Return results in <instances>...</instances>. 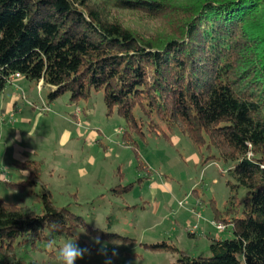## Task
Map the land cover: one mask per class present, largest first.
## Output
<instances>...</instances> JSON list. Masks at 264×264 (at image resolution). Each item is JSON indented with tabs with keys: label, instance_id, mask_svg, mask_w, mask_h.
<instances>
[{
	"label": "trees",
	"instance_id": "16d2710c",
	"mask_svg": "<svg viewBox=\"0 0 264 264\" xmlns=\"http://www.w3.org/2000/svg\"><path fill=\"white\" fill-rule=\"evenodd\" d=\"M112 10L164 23L142 34ZM14 73L41 81L50 100L102 90L133 128L138 107L151 124L178 126L194 144L235 161L225 213L240 205L242 216L214 214V222L228 220L223 230L230 224L233 237L211 239L208 257L151 247L178 251L171 264H264V0H0V93ZM26 169L12 188L35 183L36 166ZM34 200L40 212L0 199V264H55L31 253L54 234L86 227L50 194Z\"/></svg>",
	"mask_w": 264,
	"mask_h": 264
},
{
	"label": "rangeland",
	"instance_id": "374dc122",
	"mask_svg": "<svg viewBox=\"0 0 264 264\" xmlns=\"http://www.w3.org/2000/svg\"><path fill=\"white\" fill-rule=\"evenodd\" d=\"M112 13L142 34L164 23L148 26L136 13ZM49 92L20 77L0 93V199L40 212L42 202L34 195L48 193L54 206L81 216L86 227L52 235L32 258L54 260L59 246L77 238L90 253L76 264H104L101 245L94 243L99 237L109 256L117 253L112 264H171L176 250L208 257L211 239L233 237L230 224L219 231L212 223L216 210L224 219L242 216L240 205L225 213L235 161L207 142L194 144L178 126L158 119L151 124L138 107L133 128L107 107L102 90L77 100L67 91L50 100ZM26 164L36 166L35 183L12 188L9 183L26 178ZM245 195L238 188L236 202ZM163 243L176 250L151 247Z\"/></svg>",
	"mask_w": 264,
	"mask_h": 264
},
{
	"label": "clouds",
	"instance_id": "9594fccd",
	"mask_svg": "<svg viewBox=\"0 0 264 264\" xmlns=\"http://www.w3.org/2000/svg\"><path fill=\"white\" fill-rule=\"evenodd\" d=\"M76 239L77 238L74 240H66L56 249L55 264H76L78 260L83 259L85 255L90 253L87 247H80ZM94 243L101 245V247L97 249V252L99 255L105 257L104 264H112L113 258L117 255L115 250H113L111 256H109L106 247L101 244L99 237L94 238Z\"/></svg>",
	"mask_w": 264,
	"mask_h": 264
},
{
	"label": "built area",
	"instance_id": "2783aa9c",
	"mask_svg": "<svg viewBox=\"0 0 264 264\" xmlns=\"http://www.w3.org/2000/svg\"><path fill=\"white\" fill-rule=\"evenodd\" d=\"M20 75L19 73H14L12 74L10 77H9V82H11L12 80L16 79V78H19ZM218 230H223L225 228V225L220 223V222H213L212 223Z\"/></svg>",
	"mask_w": 264,
	"mask_h": 264
},
{
	"label": "crops",
	"instance_id": "0c3cea01",
	"mask_svg": "<svg viewBox=\"0 0 264 264\" xmlns=\"http://www.w3.org/2000/svg\"><path fill=\"white\" fill-rule=\"evenodd\" d=\"M19 78H20V77H19ZM16 79L18 80V78H16ZM16 79H14V80H16ZM40 83H42V82L40 81V82H38L37 84H40ZM221 218H223V217H221ZM192 235H193V234H192ZM216 238H221V237H220V235H219V236L216 235Z\"/></svg>",
	"mask_w": 264,
	"mask_h": 264
}]
</instances>
